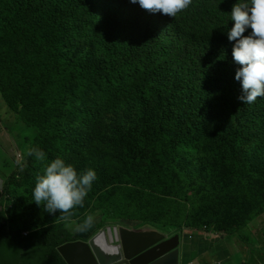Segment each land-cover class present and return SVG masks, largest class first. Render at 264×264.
<instances>
[{
  "label": "trees",
  "instance_id": "1",
  "mask_svg": "<svg viewBox=\"0 0 264 264\" xmlns=\"http://www.w3.org/2000/svg\"><path fill=\"white\" fill-rule=\"evenodd\" d=\"M234 1L193 0L155 25L125 0H0V93L38 128L28 148L46 156L25 152L19 179L4 172L15 218L0 207V264H67L58 246L95 233L75 237L51 225L56 215H39L36 178L57 158L78 175L95 171L85 208H101L103 226L234 237L264 214V146L249 150L264 142V97L238 100L227 38ZM117 112L130 116L108 137L117 157L86 164L100 118Z\"/></svg>",
  "mask_w": 264,
  "mask_h": 264
},
{
  "label": "clouds",
  "instance_id": "2",
  "mask_svg": "<svg viewBox=\"0 0 264 264\" xmlns=\"http://www.w3.org/2000/svg\"><path fill=\"white\" fill-rule=\"evenodd\" d=\"M130 3H138L142 9L150 13L159 12L174 18L185 12L192 5L193 0H130ZM125 4L137 11L136 7L130 5L127 0ZM228 6L232 9L233 27L228 32L227 38L229 41H235L229 58L232 56L233 61L239 65L235 80L240 82L242 90L238 100L243 104L251 105L258 97H264V0H238ZM248 29H251V33L245 36L244 33ZM26 154L34 156L37 161L46 159L45 153L38 148H28ZM96 179L94 170L88 169L78 175L72 165H66L62 159L57 158L45 166L43 175L37 176L32 193L34 203L38 207L43 204L49 214L58 211L60 213L58 219L71 225L74 223L72 218L76 215L74 210L84 206V200ZM93 224L94 217L89 214L82 223L76 224V231L87 232ZM109 225L126 227L119 224ZM188 262L195 264L193 261H179V263Z\"/></svg>",
  "mask_w": 264,
  "mask_h": 264
},
{
  "label": "rangeland",
  "instance_id": "3",
  "mask_svg": "<svg viewBox=\"0 0 264 264\" xmlns=\"http://www.w3.org/2000/svg\"><path fill=\"white\" fill-rule=\"evenodd\" d=\"M145 26V25H144ZM129 117L126 114L123 113H115L111 115L110 113H107L106 116H103L100 118V122L96 126V131L98 132V142L96 146H93L94 140L90 141V145L87 147V151L83 157V161L86 164H89L93 167H96L98 165H102L103 161L105 159H109L110 163L117 157L116 152L114 149L110 146V139L108 138L111 132L119 128L120 126H126L129 124ZM228 124V121H220V126ZM38 133V128L36 126L28 125L23 121V119L16 114L15 112L11 111L6 102L4 101L1 93H0V177L3 178V175L6 172L8 175H11L12 173L16 175V179H19L22 175L23 168L26 164V161L24 160V154L27 152L28 149V143H33L36 135ZM82 133V128L80 127L78 129L77 135L80 136ZM104 134H107L106 137H102ZM260 139H262L263 135H259ZM264 146V142L258 143L255 141L252 146H250L249 150L258 149L260 147ZM23 154V155H21ZM6 164V165H4ZM188 164L190 168L197 172L199 169V166L197 165L196 161L190 159L188 161ZM86 201H84V206L82 208L75 209L76 215L72 218L73 222L71 225L66 223L63 220L58 219L60 213L57 211L55 213H52L50 215H56L57 218L51 223L52 226H63L66 229H69V231L75 236V237H86L93 234V232H96L99 230L103 224L105 223V218H103V214L101 212V208H85ZM28 206V205H27ZM0 207L4 209V211L8 214L10 218V222L13 223L14 221V215H12V203L6 195H2L0 199ZM39 210L41 212H38L40 216L48 212L45 211L44 205L42 204L41 207H39ZM93 215L94 217V224L92 228L84 233H80L76 231V224L82 223L84 218L87 215ZM109 223V222H108ZM111 224V223H109ZM151 230L160 232L162 234H165L167 237H170L172 234L170 233H177L180 231H171L169 233V230L175 229L174 226L167 225L162 228L159 224H148ZM257 226L251 227V234L254 233L256 235V238L259 240V242L263 245L264 244V238L262 236V230L264 231V215L260 217L257 222ZM142 226H145V224L134 226L133 229H139ZM104 229V228H103ZM184 230V229H183ZM100 231V230H99ZM98 231V232H99ZM97 232V233H98ZM200 233V232H197ZM216 236L217 238H220L219 233L215 232H209ZM181 239H183L182 234H178ZM240 257L236 258V261H239Z\"/></svg>",
  "mask_w": 264,
  "mask_h": 264
},
{
  "label": "water",
  "instance_id": "4",
  "mask_svg": "<svg viewBox=\"0 0 264 264\" xmlns=\"http://www.w3.org/2000/svg\"><path fill=\"white\" fill-rule=\"evenodd\" d=\"M2 195L3 178L0 177V199ZM103 228L85 241L59 245V254L67 264L179 263L181 242L178 234L167 237L151 229L132 230L111 225Z\"/></svg>",
  "mask_w": 264,
  "mask_h": 264
},
{
  "label": "crops",
  "instance_id": "5",
  "mask_svg": "<svg viewBox=\"0 0 264 264\" xmlns=\"http://www.w3.org/2000/svg\"><path fill=\"white\" fill-rule=\"evenodd\" d=\"M260 217L252 221L240 236L217 238L211 233L192 228L177 232L183 236V239L179 237V261H193L195 264H264V244L254 233L251 234V227L257 226ZM123 226L134 227L133 223ZM262 236L264 238L263 230ZM237 257H240L239 261H236Z\"/></svg>",
  "mask_w": 264,
  "mask_h": 264
},
{
  "label": "bare ground",
  "instance_id": "6",
  "mask_svg": "<svg viewBox=\"0 0 264 264\" xmlns=\"http://www.w3.org/2000/svg\"><path fill=\"white\" fill-rule=\"evenodd\" d=\"M127 1L129 2L130 5L136 7V9H137V13H138V15H139L140 17H149V18L154 19V20H155V25H159L162 21L174 20V19L176 18V16L173 18V17L167 16V15H163V14H161V13H159V12H157V13H150V12H148V11L142 9V8L139 6L138 3H137V4H132V3H130V0H127ZM144 25H146V24H143L142 26H144ZM148 227H150V226H149V225H145V226H142L141 228H139V229H135V230H140V229H150V228H148ZM132 230H134V229H132ZM176 234H177V233H176ZM173 235H175V233L172 234L171 236H173ZM171 236H170V237H171ZM101 244H102L104 247L106 246V244H105L104 241H102V240H101Z\"/></svg>",
  "mask_w": 264,
  "mask_h": 264
},
{
  "label": "built area",
  "instance_id": "7",
  "mask_svg": "<svg viewBox=\"0 0 264 264\" xmlns=\"http://www.w3.org/2000/svg\"><path fill=\"white\" fill-rule=\"evenodd\" d=\"M178 264H193V263H191V262H188V263H178Z\"/></svg>",
  "mask_w": 264,
  "mask_h": 264
}]
</instances>
